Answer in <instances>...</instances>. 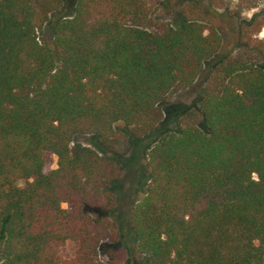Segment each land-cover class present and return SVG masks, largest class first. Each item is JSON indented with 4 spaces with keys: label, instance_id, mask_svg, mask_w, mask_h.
Listing matches in <instances>:
<instances>
[{
    "label": "trees",
    "instance_id": "trees-1",
    "mask_svg": "<svg viewBox=\"0 0 264 264\" xmlns=\"http://www.w3.org/2000/svg\"><path fill=\"white\" fill-rule=\"evenodd\" d=\"M68 2L0 0V264H122L100 258L118 237L106 212L145 142V193L125 212L134 258L264 264V41L250 37L264 10L247 21L217 0ZM177 94L194 106L153 139ZM122 141L141 146L123 164Z\"/></svg>",
    "mask_w": 264,
    "mask_h": 264
},
{
    "label": "rangeland",
    "instance_id": "rangeland-1",
    "mask_svg": "<svg viewBox=\"0 0 264 264\" xmlns=\"http://www.w3.org/2000/svg\"><path fill=\"white\" fill-rule=\"evenodd\" d=\"M74 0H69L68 4L71 5ZM218 4L222 5V8L219 9V12H222L223 9H228L231 12H238L240 14V18L242 20H250L254 15L260 14L264 10V4L258 3L256 8L251 10H246L240 8V4L238 0H217ZM61 15H55L52 18V21L56 20ZM167 20H171V17H165ZM44 37L47 40L52 38V28L51 24H49L45 30ZM250 37L253 41H264V24L259 33L250 32ZM195 97L187 99L183 95L177 94L173 96L167 104L162 106V110L164 111V118L161 126L158 128V132L155 133L153 139H156L162 134H165L174 129L175 125L173 123V117L177 116L179 112L183 111L185 108H189L194 106ZM151 140V139H150ZM75 143H80L84 146H89L91 148H95L93 146L94 140L90 136H78L74 139ZM144 151L141 154V159L138 160L137 164H132L125 170H123V174L121 179L119 180V184L121 185V189L115 195V204L112 209H110V214L112 220L115 219L118 230V237L116 242H105L101 247L100 258L103 261H111L118 259L122 262V264H143L140 260H136L133 256V247L135 245V241L133 237L129 234L126 225H125V212L128 209L130 203L135 199H142L146 185V173L144 174V178H140L137 176V172H145L144 165L146 164V155L147 150L146 147L149 146L148 142L143 143ZM119 156L115 157L116 162L122 163V161L130 159V157H135L136 149L140 147H135L133 145H128L124 141L119 144ZM139 155V154H138ZM123 164V163H122ZM56 168V159L51 158V163L47 167V171ZM67 208L66 205L63 206ZM77 249V243L69 241L66 243L65 247L61 250V255L64 259H70L74 256L75 251Z\"/></svg>",
    "mask_w": 264,
    "mask_h": 264
}]
</instances>
